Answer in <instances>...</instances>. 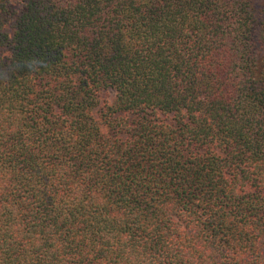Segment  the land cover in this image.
I'll list each match as a JSON object with an SVG mask.
<instances>
[{
	"label": "trees",
	"instance_id": "16d2710c",
	"mask_svg": "<svg viewBox=\"0 0 264 264\" xmlns=\"http://www.w3.org/2000/svg\"><path fill=\"white\" fill-rule=\"evenodd\" d=\"M0 264H264V0H0Z\"/></svg>",
	"mask_w": 264,
	"mask_h": 264
},
{
	"label": "rangeland",
	"instance_id": "374dc122",
	"mask_svg": "<svg viewBox=\"0 0 264 264\" xmlns=\"http://www.w3.org/2000/svg\"><path fill=\"white\" fill-rule=\"evenodd\" d=\"M101 99L103 102L113 105L116 100V92L113 89H107L102 92Z\"/></svg>",
	"mask_w": 264,
	"mask_h": 264
}]
</instances>
